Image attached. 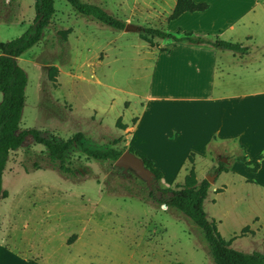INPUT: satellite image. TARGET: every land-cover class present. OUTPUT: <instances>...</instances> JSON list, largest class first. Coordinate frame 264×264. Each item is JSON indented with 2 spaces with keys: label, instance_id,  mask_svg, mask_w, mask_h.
I'll list each match as a JSON object with an SVG mask.
<instances>
[{
  "label": "rangeland",
  "instance_id": "rangeland-1",
  "mask_svg": "<svg viewBox=\"0 0 264 264\" xmlns=\"http://www.w3.org/2000/svg\"><path fill=\"white\" fill-rule=\"evenodd\" d=\"M81 1L142 30L208 39L215 37L196 32L208 30L224 4L193 0L208 8L169 21L176 0ZM257 2L252 25L257 29L256 43L261 44L264 0ZM34 3L0 0V44L33 25ZM54 7L41 40L17 61L27 74L20 128L60 140L81 132L96 145L128 150L126 130L117 123L128 124L140 114L156 69L169 59L158 46L168 50L186 41L155 38L152 47L141 32L102 26L79 15L66 0H54ZM170 78L169 73L164 76ZM210 165V160L195 162L198 180L207 179V174L214 178L216 169L206 171ZM66 166L72 173H61L45 148L29 137L9 154L2 178L7 197L0 201V244L35 264H212L201 231L182 214L153 203L151 190L133 172L124 174L115 162L94 160L78 150L70 154ZM184 177L181 172L173 181L182 184ZM222 182L226 191L216 193L213 189ZM211 184L203 208L222 238L238 236L232 248L264 255L263 198L242 178L221 176Z\"/></svg>",
  "mask_w": 264,
  "mask_h": 264
},
{
  "label": "crops",
  "instance_id": "crops-1",
  "mask_svg": "<svg viewBox=\"0 0 264 264\" xmlns=\"http://www.w3.org/2000/svg\"><path fill=\"white\" fill-rule=\"evenodd\" d=\"M238 1L223 0L209 29L202 27L196 33L239 44L244 52L188 43H174L168 50L158 46L169 59L156 69L140 114L124 124V130L129 148L161 173V187L178 185L173 179L181 172L186 175L192 155L194 168L198 159L211 161L207 172L222 163L227 172L212 174L215 179L242 178L264 201V42L256 43L257 29L252 25L260 6L257 0L245 5ZM167 73L169 81L164 79ZM241 157L247 161L261 157L258 169L249 171L238 160ZM224 183L213 190L226 191ZM234 238L239 237L230 239L232 244ZM0 264H29V260L0 244Z\"/></svg>",
  "mask_w": 264,
  "mask_h": 264
},
{
  "label": "trees",
  "instance_id": "trees-1",
  "mask_svg": "<svg viewBox=\"0 0 264 264\" xmlns=\"http://www.w3.org/2000/svg\"><path fill=\"white\" fill-rule=\"evenodd\" d=\"M66 2L81 16L91 18L97 23L112 30L123 31L125 23L107 13L99 6L82 2L81 0H66ZM35 19L33 25L20 37L0 44V201L7 197L2 188V178L9 154L18 150L29 137L31 140L45 148L48 159L52 165L63 174L72 173L66 166L70 154L78 150L87 157L99 161L115 162L124 152L113 146H99L86 138L81 132L67 140H60L51 134H44L36 129H21V117L25 105V88L27 74L18 65V58L34 47L41 40L43 32L49 26L55 13L54 0H35ZM208 8L206 4H197L193 0H176L175 6L168 16L169 21L178 19L184 13L203 12ZM141 38L150 46H154L153 39H171L174 42L186 41L192 45L209 46L216 49H225L243 53L244 48L239 44L228 43L219 39H208L186 34L177 38L171 34L157 29H143ZM120 130L126 126L120 121L117 123ZM117 141H115V144ZM140 158L145 168L154 174L158 183L161 173L153 167L151 161L145 156L128 149ZM261 157L247 161L244 157L238 158L248 170L255 172ZM189 166L182 184L172 188L158 187L149 192L153 203L165 205L167 209L176 211L185 216L202 234L206 244L207 254L212 264H264V255L259 252L244 253L232 248V241H226L218 232L214 220H210L204 211L203 203L208 195L210 184L205 180L196 179L192 155L188 158ZM227 172L224 164L220 163L215 173ZM159 193V195H158ZM29 264H35L29 261Z\"/></svg>",
  "mask_w": 264,
  "mask_h": 264
},
{
  "label": "water",
  "instance_id": "water-1",
  "mask_svg": "<svg viewBox=\"0 0 264 264\" xmlns=\"http://www.w3.org/2000/svg\"><path fill=\"white\" fill-rule=\"evenodd\" d=\"M142 28L139 26H134L132 24H125L123 32L130 33H140ZM115 166L118 169H121L124 174H127L129 171L133 172L138 178L144 181L150 190L153 188H158V183L154 179V174L145 168L143 161L138 158L134 153L126 150L122 153V155L115 161ZM216 175H214L215 178ZM214 178L208 176L205 179L209 184L214 183ZM159 195V193H158ZM164 207H166L164 205Z\"/></svg>",
  "mask_w": 264,
  "mask_h": 264
}]
</instances>
